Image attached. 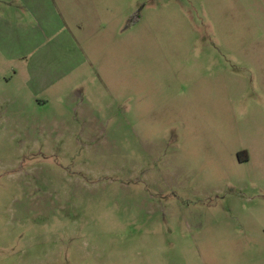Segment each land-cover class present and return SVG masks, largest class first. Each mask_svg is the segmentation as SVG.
<instances>
[{"label": "rangeland", "instance_id": "1", "mask_svg": "<svg viewBox=\"0 0 264 264\" xmlns=\"http://www.w3.org/2000/svg\"><path fill=\"white\" fill-rule=\"evenodd\" d=\"M0 264H264V0H0Z\"/></svg>", "mask_w": 264, "mask_h": 264}]
</instances>
